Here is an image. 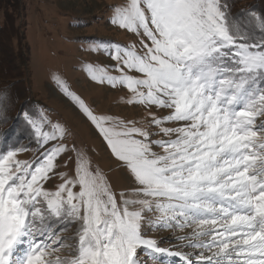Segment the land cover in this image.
I'll list each match as a JSON object with an SVG mask.
<instances>
[{
	"label": "snow or ice",
	"instance_id": "1",
	"mask_svg": "<svg viewBox=\"0 0 264 264\" xmlns=\"http://www.w3.org/2000/svg\"><path fill=\"white\" fill-rule=\"evenodd\" d=\"M231 8L230 0L112 7L110 22L139 47L100 41L91 50L110 56L120 74L85 70L126 88L125 102L142 106L145 119L94 114L53 79L126 169L128 187L115 193L75 146V176L58 173L68 149L50 142L65 129L44 131L24 111L39 155L18 159L30 150L19 139L0 149V264H264V15ZM9 99L0 91V122ZM56 175L63 182L48 190ZM162 229L191 231L175 237L183 243L173 250L148 238Z\"/></svg>",
	"mask_w": 264,
	"mask_h": 264
},
{
	"label": "rangeland",
	"instance_id": "2",
	"mask_svg": "<svg viewBox=\"0 0 264 264\" xmlns=\"http://www.w3.org/2000/svg\"><path fill=\"white\" fill-rule=\"evenodd\" d=\"M242 1L243 10L246 11L258 10L260 4H264L259 0ZM124 2L125 0H22L21 45L27 60L21 69L15 68L22 60L12 64L10 58L6 57L8 62L0 64V91L7 90L10 97L6 113L8 119L0 122V149L6 143L19 139V145L28 146L30 150L20 152L18 159L32 160L39 155L34 151L37 147L34 131L23 120V112L28 111L38 123L43 121L41 126L44 131L51 132L53 124H59L65 129L63 139L50 142L63 144L68 149L58 159V173H64L66 178L75 176L76 153L71 151L75 146L89 159L93 170L98 168L104 174L115 193L119 194L127 189L126 169L119 166L120 162L112 155L94 125L53 79L54 75L59 77L69 91L83 100L94 114L119 117L125 121L145 119L146 110L142 106L125 102L130 95L126 88H113L107 83H98L85 70L87 65H92L106 69L111 75L120 74L116 70L117 62L110 56L103 51L91 50L100 41L125 46L136 43L139 47L135 34L110 22L112 7ZM230 3L234 6L231 11L237 13V5L233 4V0ZM16 43H12L15 55L18 54ZM152 111L161 114L157 109L153 108ZM5 133L6 139L3 135ZM62 182L59 175H56L45 187L54 191ZM78 190V186L73 189ZM190 231L191 229L183 232L162 229L148 232L147 236L158 241L163 239L160 247L175 250L177 243H183L175 237ZM64 254L65 250L61 249L56 255ZM147 264H153V261L148 260Z\"/></svg>",
	"mask_w": 264,
	"mask_h": 264
},
{
	"label": "trees",
	"instance_id": "3",
	"mask_svg": "<svg viewBox=\"0 0 264 264\" xmlns=\"http://www.w3.org/2000/svg\"><path fill=\"white\" fill-rule=\"evenodd\" d=\"M263 2L264 0H259ZM242 0H233V4L237 5V13L243 9ZM232 5V3H231ZM234 6H232L233 8ZM242 7V8H241ZM264 4H260L258 10H253L257 15H264ZM23 18V4L22 0H0V64L4 65L5 62H8L6 57H9L12 64L14 62L22 60L20 64H16L15 69H21L26 64L27 57L22 53L21 45V29L23 24L20 23ZM17 42L18 54H13V45L12 43ZM18 73H21L20 71Z\"/></svg>",
	"mask_w": 264,
	"mask_h": 264
}]
</instances>
